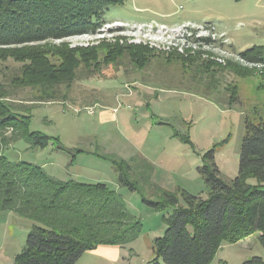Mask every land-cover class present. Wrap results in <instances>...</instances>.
Wrapping results in <instances>:
<instances>
[{"label":"rangeland","instance_id":"374dc122","mask_svg":"<svg viewBox=\"0 0 264 264\" xmlns=\"http://www.w3.org/2000/svg\"><path fill=\"white\" fill-rule=\"evenodd\" d=\"M101 16L102 22L93 30L20 45L97 50L98 64L76 69L65 99L36 100L39 92L30 85V76V84L23 87L10 81L27 59H0V101L29 116V132L52 137L44 148L22 138L15 146H11L13 141L4 145L2 152L9 160L39 165L59 180L80 177L106 183L141 222L138 237L122 247L119 264H151L152 242L163 235V216L170 211V207L157 210L144 202L154 199L153 185L206 197L208 187L198 171L203 154L214 149L221 176L234 178L244 120L264 118V68L241 62L218 47L197 48L199 57L184 55L175 46L182 41L161 28L156 30L155 25L211 23L230 42V49L240 53L264 45V0H124ZM116 46L150 51H143L147 60L138 68L128 51L106 61L109 48ZM180 54L195 59L182 61ZM200 60L215 66L205 68ZM232 86L238 98L229 105ZM89 106L93 114L88 113ZM109 111L112 118L99 117V112ZM3 134L9 137L11 131ZM54 139L61 149L55 148ZM103 155L127 162L144 158L152 167L149 179L153 184L143 180L145 174H136L129 179L137 189L120 185L112 163ZM30 226L31 220L0 210V264H12ZM253 256L264 261V245L256 233L236 243L223 242L209 264H240Z\"/></svg>","mask_w":264,"mask_h":264},{"label":"trees","instance_id":"16d2710c","mask_svg":"<svg viewBox=\"0 0 264 264\" xmlns=\"http://www.w3.org/2000/svg\"><path fill=\"white\" fill-rule=\"evenodd\" d=\"M123 1L0 0V59L28 61L11 78L12 85L30 84L27 82L30 76L33 80L30 85L39 92L36 100L65 99L76 69L98 64L97 50L20 45L93 30L102 22L101 15L107 8ZM123 51H128L135 66L140 68L147 60L143 51L150 49L112 47L106 61ZM239 54L264 62V45L252 46ZM178 57L182 61L195 59L181 54ZM200 61L205 68L215 66ZM230 69L235 71L236 67ZM232 89L228 87L229 105L238 98L235 86ZM6 104L0 101V210H11L31 220L24 246L14 255L12 264H74L85 251L97 245L123 246L135 240L141 228L139 218L106 183L59 180L39 165L5 157L2 148L11 141L26 138L31 146L40 148L52 141L44 133L29 132V116ZM7 129L11 131L9 137L3 134ZM57 144L54 139L55 148L61 149ZM213 150L203 154L198 167L208 187L206 197L184 190L171 192L154 184V199H144L157 210L170 207L163 216L166 224L163 235L152 242L151 264H209L223 242L236 243L255 233L264 245V118L258 117L256 122L245 118L234 178L226 180L221 176ZM102 157L112 163L120 185L137 189L129 179L136 174H145L143 180L153 184L149 179L152 167L144 158L127 162L113 156ZM251 178L254 183L249 182ZM240 264H264V261L253 256Z\"/></svg>","mask_w":264,"mask_h":264},{"label":"built area","instance_id":"2783aa9c","mask_svg":"<svg viewBox=\"0 0 264 264\" xmlns=\"http://www.w3.org/2000/svg\"><path fill=\"white\" fill-rule=\"evenodd\" d=\"M120 26L127 27L128 24H119ZM154 27V26H152ZM156 30L161 28L160 30L164 31V34L171 35L176 37L177 40L182 41L181 43H176V47L179 48L182 54L184 55H200L197 48L200 47H209V48H217L222 51H228L232 53L237 58L241 59V62L249 63L253 66H257V68L263 69L264 62L263 61H254L243 58L239 53L229 49L228 44L224 34L222 32H218L215 26L211 23H202L195 24L191 22L181 23L176 27L163 26V25H155ZM152 31V30H151ZM178 41V42H179ZM173 46V45H172ZM216 56V55H215ZM219 61H223L220 57Z\"/></svg>","mask_w":264,"mask_h":264},{"label":"crops","instance_id":"0c3cea01","mask_svg":"<svg viewBox=\"0 0 264 264\" xmlns=\"http://www.w3.org/2000/svg\"><path fill=\"white\" fill-rule=\"evenodd\" d=\"M228 47H230V44H228ZM88 109H89L88 113H90V114L94 113V110L91 106H89ZM112 115H113V113L111 111L99 112V117H101L102 120H106L107 118H110V117L112 118ZM25 140L28 142L27 139H25ZM19 141H21V139L15 140L11 146H15ZM113 170H114V168H113ZM115 173H116V171H115ZM50 175L53 176L52 174H50ZM69 179H72V178H69ZM74 180H77L80 182H87L88 181L87 179H83L80 177H76V179H74ZM94 182H98V181H94ZM88 183H91V182H88ZM122 247H124V245L123 246L103 245V244L97 245L95 248L85 251L75 263L76 264H79V263H81V264H119L122 260Z\"/></svg>","mask_w":264,"mask_h":264}]
</instances>
